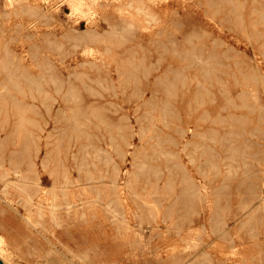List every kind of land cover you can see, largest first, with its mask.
Returning a JSON list of instances; mask_svg holds the SVG:
<instances>
[{
	"label": "rangeland",
	"instance_id": "rangeland-1",
	"mask_svg": "<svg viewBox=\"0 0 264 264\" xmlns=\"http://www.w3.org/2000/svg\"><path fill=\"white\" fill-rule=\"evenodd\" d=\"M127 232L136 264H264V0H0V255Z\"/></svg>",
	"mask_w": 264,
	"mask_h": 264
},
{
	"label": "bare ground",
	"instance_id": "bare-ground-1",
	"mask_svg": "<svg viewBox=\"0 0 264 264\" xmlns=\"http://www.w3.org/2000/svg\"><path fill=\"white\" fill-rule=\"evenodd\" d=\"M96 0H70L72 10L74 12L82 13V14H90L92 10V5L94 6ZM11 2V1H10ZM96 10V9H95ZM94 12V11H93ZM67 191V190H66ZM118 217V216H117ZM79 221V220H78ZM98 223V222H97ZM105 223V222H104ZM130 228V227H129ZM76 230V228H75ZM71 231V230H70ZM130 231V229H129ZM55 232V231H54ZM107 232V231H106ZM1 235V234H0ZM97 235V234H96ZM111 235V234H110ZM118 235V233H117ZM117 235H115V238H117ZM131 232H127L124 240H127V246L125 250L122 248V250H115L113 253H107L104 252L103 256V261L110 262L109 264L112 263H117V264H136V255L139 254V248L137 244L130 240L132 236ZM87 236V235H86ZM121 236V235H120ZM130 236V237H129ZM95 237V236H94ZM119 238V239H123ZM3 239V238H2ZM118 239V240H119ZM1 240V239H0ZM116 241V239H113ZM125 240V241H126ZM1 242V241H0ZM119 242V241H118ZM5 243V242H4ZM3 243V244H4ZM118 244V243H117ZM116 245V244H115ZM115 247V246H114ZM3 248V247H2ZM118 248V247H117ZM116 248V249H117ZM121 248V247H120ZM124 250V251H123ZM1 251V250H0ZM113 251V250H112ZM145 252V251H144ZM2 257V255H0ZM3 258V257H2ZM4 259V258H3ZM5 260V259H4ZM7 262V261H6ZM8 263V262H7ZM72 263V262H71ZM84 263V262H83ZM9 264V263H8Z\"/></svg>",
	"mask_w": 264,
	"mask_h": 264
},
{
	"label": "water",
	"instance_id": "water-1",
	"mask_svg": "<svg viewBox=\"0 0 264 264\" xmlns=\"http://www.w3.org/2000/svg\"><path fill=\"white\" fill-rule=\"evenodd\" d=\"M0 264H8V263L0 256Z\"/></svg>",
	"mask_w": 264,
	"mask_h": 264
}]
</instances>
